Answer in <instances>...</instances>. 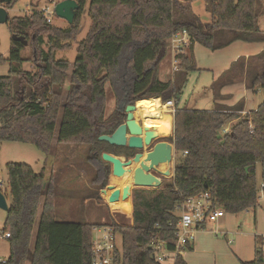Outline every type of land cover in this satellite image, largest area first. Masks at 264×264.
Masks as SVG:
<instances>
[{"label":"trees","instance_id":"16d2710c","mask_svg":"<svg viewBox=\"0 0 264 264\" xmlns=\"http://www.w3.org/2000/svg\"><path fill=\"white\" fill-rule=\"evenodd\" d=\"M75 1L79 9L66 28L48 23L36 9L8 19L10 33L28 41L34 70L22 67L29 61L22 54L26 47L12 40L8 56L0 55V65L8 63L7 74L0 75V141L33 144L45 155L51 152L55 135L56 144H85L86 160L94 171L92 184L104 189L110 171L101 154L129 157L134 151L98 137L111 135L125 121L128 104L153 97L162 103L173 101V134L163 138L175 147L173 176L162 177L157 188L132 189L130 225L109 223L121 236L119 264H158L151 256V240L164 241L168 250L174 249L175 208L185 198L208 191L216 205L231 213L258 204L264 183V100L240 116L220 104L210 109L179 107L178 96L187 74L196 70L194 43L216 50L236 40L264 41V30L258 25L264 0H205L210 23L193 13L191 0ZM85 8L90 27L78 43L68 74L69 61L56 58L55 52L70 47ZM182 30L189 43L175 55L178 75L162 82L159 65L168 53L169 38ZM245 64L247 88L264 90L263 50L246 61L244 57L233 61L213 81L215 96L243 72ZM107 84L115 107L105 116ZM234 120L227 132H220ZM5 168L11 203L2 231L10 234L9 255L0 264H91L93 228L102 224L57 220L54 177L46 182L43 172L23 162H8ZM173 264L186 263L177 254ZM240 264L264 262L256 247L254 259Z\"/></svg>","mask_w":264,"mask_h":264},{"label":"rangeland","instance_id":"374dc122","mask_svg":"<svg viewBox=\"0 0 264 264\" xmlns=\"http://www.w3.org/2000/svg\"><path fill=\"white\" fill-rule=\"evenodd\" d=\"M45 5L51 7L48 0H16L12 3L11 7L7 9V12L9 18L24 16L32 9H38ZM51 20V24L56 27L66 28L69 26L64 18L59 17L56 14L51 15ZM90 23V16L85 8L80 21L79 31L75 39L70 42V47L55 52L56 58H62L69 61L68 74L72 69V64L77 55L78 43L86 36ZM258 25L264 30V14L259 16ZM43 39L45 40V44H43L42 47L46 49V37ZM11 42L12 34L10 33L7 24L0 23V55L5 57L8 56ZM25 47L26 48L22 51V54L24 56L26 55L29 61L24 62L22 67L26 70H34L30 48L28 45ZM214 58L215 56L208 54L205 57V60L208 64L213 62ZM7 72L8 63L6 62L0 65V75H5ZM187 75L188 79L183 84L178 96L179 107L187 106L193 109L213 108L214 94H212L210 87L212 82V72L209 69H196L189 72ZM67 85L68 79L65 80L64 91L66 90ZM105 89L107 92L106 113H110L115 107L114 98L109 97L111 89L108 84L105 86ZM250 93V97L253 99L252 107H257V105L264 100V90L260 89L255 93ZM222 129L220 132H222ZM163 134L167 135L165 136L166 139L168 137L170 138V136H172L171 128H169L168 132H163ZM55 136L53 139L52 150L48 155L42 153L33 144L0 141V179L3 181L1 191L6 197L7 205L9 206L11 203V196L7 184L5 165L8 162H23L31 165L35 172H43L44 180L46 182L50 177H54L57 191L55 197V218L57 220L104 221L109 219L107 208L101 205L95 197V195L97 196V192H94V189L99 188L97 185H92L91 183L94 178V171L86 160L88 146L85 144L58 145L56 144ZM162 165H164V169H166L167 166L165 164ZM259 175L260 166L257 165L258 182H260ZM127 187L130 188L132 186H124V188ZM103 195L106 196L105 193ZM89 200L92 201V203L88 202ZM118 201L111 203V205H119ZM120 205L125 208L130 207L129 198L125 196L124 203L122 202ZM39 210L37 217L39 215ZM110 210H112V208ZM5 217L6 211L0 208V231L4 227ZM225 219H227V224L225 223ZM219 221H224V224L220 225ZM209 229L213 232L211 230L209 231ZM207 230L210 234L205 236L211 238L212 242H210L206 248L201 250V260L208 261V264H239L240 261L237 259L239 250L243 251V255L246 256V258L248 257L250 261L253 260L255 248L260 244V239L257 238L255 241V238L252 235L264 233V198L262 197L258 199V204L254 208L238 213L225 211V214L219 217L217 221L210 223L206 229L198 231L206 232ZM214 231L217 233H214ZM228 240H231L232 242L228 244ZM116 245L118 248H121V236L119 234L116 236ZM8 255L9 242L7 239H1L0 259H6ZM246 260L249 261L248 259ZM169 262L172 261L169 260Z\"/></svg>","mask_w":264,"mask_h":264},{"label":"crops","instance_id":"0c3cea01","mask_svg":"<svg viewBox=\"0 0 264 264\" xmlns=\"http://www.w3.org/2000/svg\"><path fill=\"white\" fill-rule=\"evenodd\" d=\"M191 9L193 13L199 17V19L203 23H210L211 22V14L209 11L206 9V1L205 0H191L190 1ZM264 50V41H258V42H246V41H240L236 40L228 44L227 46L223 48H219L216 50H210L206 48L205 46L194 43L192 46V54L195 60L196 64V69L197 70H206L209 69L212 72V82L216 80L225 70H227L231 63L235 61L239 57H244L245 61L254 55L259 54ZM210 54L212 56H215L214 61L211 63L206 62L205 57ZM246 63V62H245ZM247 65L245 64V68L243 72H239L232 80L230 83H226L222 86L220 91L217 93V96H213V104H220L223 105L224 107L234 109L236 110L237 113H239L240 116L249 113L252 110H255L257 107H252L253 99L250 97V92H257L260 90L259 88L256 89H249L246 86V70ZM177 68L174 69V61H173V55L171 52L170 47L168 48V53L167 55L162 59L159 65V72H158V78L162 82H167V81H173L177 77ZM188 79V75L186 77V81ZM210 85V87H211ZM209 87V88H210ZM207 88V89H209ZM212 94H214L212 90ZM109 97H113L112 92L110 91ZM159 101L160 98L158 97ZM106 103H107V92H106ZM136 103V102H135ZM161 104L162 103L160 101ZM259 105V104H258ZM257 105V106H258ZM114 106H115V99H114ZM179 106V102H178ZM214 107V106H213ZM173 108V107H172ZM168 107L166 108V112L170 116V128L172 130L173 134V119H174V109ZM114 109V108H113ZM112 109V110H113ZM210 109V108H209ZM239 109V110H237ZM112 112V111H111ZM110 112V113H111ZM110 113H106V108H105V116L109 115ZM137 119V116H135ZM137 120L142 121L140 118ZM235 122H227L222 128V131L224 130H229L231 124ZM142 125H145L143 122H141ZM147 126V125H146ZM153 127H156L159 134L161 135L159 140H164L165 134H163V131L159 129V127L155 125H151ZM171 134V135H172ZM168 141V140H167ZM54 142V141H53ZM170 142V141H169ZM59 145V144H58ZM115 155V154H114ZM121 157L122 159H126L127 157L124 155H117ZM175 156V154H174ZM171 165V175L168 176L167 178H171L173 176V170H174V162ZM160 169H164V165L159 166ZM111 170V167H109V171ZM113 175L111 172L109 173L108 176V184L111 187H114V189H119V195L118 199L113 201L117 202L119 205L112 206L110 202H108V196L109 194L114 190L111 188H105V189H94V192H97V195L101 197V199H98L97 196L95 195L96 199L100 202L101 205H103L105 208H107L109 219L107 220H85L84 222L88 224H93V225H98V224H109L111 222L118 223V224H125V225H130L132 223V189L135 188L132 185L126 183L125 185L122 186H112L111 185V177ZM53 177V176H52ZM50 177V178H52ZM123 178V177H122ZM120 179V178H119ZM163 181V179L161 180ZM92 183V181H91ZM125 183V182H124ZM162 184V182H161ZM93 185V184H92ZM132 186L130 188H124V186ZM55 186H56V181H55ZM107 187V186H106ZM57 192V191H56ZM106 196H104V193ZM57 194V193H56ZM125 196L129 198V203L130 207L125 208L122 207V202L124 203L125 201ZM89 199V198H87ZM124 200V201H123ZM91 202L92 201H88ZM112 208V210H110ZM113 214H112V213ZM40 213V210H39ZM82 217V215H81ZM226 218V217H225ZM225 223L227 224V219H225ZM220 225L224 224V221H219ZM210 225V224H208ZM206 226V228L208 227ZM227 226V225H225ZM211 229H209L210 231ZM212 231V230H211ZM213 232V231H212ZM214 233H217L214 231ZM210 233L208 230L206 232H201V231H196L194 233L193 239L188 243L184 251L179 254L182 256L186 264H208V261L201 260V250L206 248L210 242H212V239L209 237H206L205 235H209ZM225 234V233H224ZM259 234H253L252 236L255 238L254 240L258 238ZM232 241L228 240L227 243L230 244ZM5 259V258H4ZM237 259L241 262H246L249 258L243 255V251L238 252ZM250 261V260H249ZM239 263V264H240Z\"/></svg>","mask_w":264,"mask_h":264},{"label":"water","instance_id":"95a60500","mask_svg":"<svg viewBox=\"0 0 264 264\" xmlns=\"http://www.w3.org/2000/svg\"><path fill=\"white\" fill-rule=\"evenodd\" d=\"M10 0H0V23H7L9 16L6 5ZM79 5L75 0H61L54 6L57 16L64 18L68 24H72ZM12 40L21 42L24 46L28 41L24 36L12 34ZM135 104H128L124 108L125 121L120 124L111 135H100L99 140L109 144L127 147L134 152L132 156L122 159L121 157L103 152L101 158L111 167V174L116 177L131 175L133 187L157 188L161 185L162 177L171 175V165L174 162L175 147L172 142L159 140L160 134L156 127L142 125L135 118ZM165 164L166 169H160ZM106 188L114 189L110 185ZM119 189H114L108 196V202L118 199ZM0 208L8 210L6 197L0 190Z\"/></svg>","mask_w":264,"mask_h":264},{"label":"built area","instance_id":"2783aa9c","mask_svg":"<svg viewBox=\"0 0 264 264\" xmlns=\"http://www.w3.org/2000/svg\"><path fill=\"white\" fill-rule=\"evenodd\" d=\"M51 4L36 9L40 12L48 23H51V15L55 14L54 6L61 0H48ZM189 43V37L185 30L177 31L169 38V47L171 49L174 61V69L177 68L178 60L175 57L179 49ZM168 107L174 109L173 101L165 102ZM175 110V109H174ZM224 130L223 132H227ZM3 181L0 179V190ZM261 190L258 199L264 198L262 188L264 183L260 184ZM177 216L175 230V245L173 250H168L166 243L161 240L152 239L150 244L151 256L158 264H173L177 254H181L188 243L193 239L194 233L198 230L206 229V226L215 222L219 217L225 214L222 207L216 205L208 191H203L185 198L175 208ZM216 232V231H215ZM9 232L0 231V240L8 239ZM117 232L110 224H102L93 228L91 240V264H119L117 261V252L121 251L116 245ZM260 244L257 246L260 258L264 262V233L259 234ZM4 259H0L3 261ZM171 260L172 262H169Z\"/></svg>","mask_w":264,"mask_h":264},{"label":"bare ground","instance_id":"6f19581e","mask_svg":"<svg viewBox=\"0 0 264 264\" xmlns=\"http://www.w3.org/2000/svg\"><path fill=\"white\" fill-rule=\"evenodd\" d=\"M135 106V116H137V119L140 118L145 125H155L163 132L169 131L170 116L165 113L167 104H161L157 97H153L140 99L136 101ZM126 183L131 184V175L128 173L123 178L111 177L112 186H122Z\"/></svg>","mask_w":264,"mask_h":264},{"label":"flooded vegetation","instance_id":"af4514ba","mask_svg":"<svg viewBox=\"0 0 264 264\" xmlns=\"http://www.w3.org/2000/svg\"><path fill=\"white\" fill-rule=\"evenodd\" d=\"M164 140H166V139H164Z\"/></svg>","mask_w":264,"mask_h":264}]
</instances>
